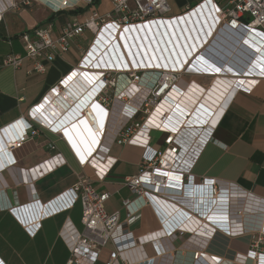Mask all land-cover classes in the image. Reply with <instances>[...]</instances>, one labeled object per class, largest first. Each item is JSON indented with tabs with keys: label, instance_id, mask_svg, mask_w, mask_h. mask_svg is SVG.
<instances>
[{
	"label": "built area",
	"instance_id": "obj_1",
	"mask_svg": "<svg viewBox=\"0 0 264 264\" xmlns=\"http://www.w3.org/2000/svg\"><path fill=\"white\" fill-rule=\"evenodd\" d=\"M110 1L111 11L93 10L85 18L69 19L56 37L49 23L20 34L26 56L34 59V69L39 72L47 69L44 60L51 62L68 52L86 31L92 41L80 65L30 108L27 117L21 118L24 125L18 133L3 134L6 139L2 140L4 146L12 147L6 161L12 164L19 160L15 151L33 142L41 132L53 133L66 142L79 165H90L100 180L118 160L109 154L112 143L140 147L139 171L124 178L132 192V197L122 200L125 216L120 210L109 212L106 203L111 192L97 190L90 181L80 180L48 201L40 199L34 182L67 163L56 140L48 136L35 147L52 153L31 167L14 171L15 180L26 185V202L18 200L16 190L8 195L11 186L0 171V211L7 210L29 235L35 236L44 219L80 202L84 229L69 234L68 264H141L153 260L171 264L179 250L175 243L180 235L208 239L217 228L230 236L250 234L245 257L249 262L245 264H264V211L254 213L255 203L248 216L242 217L232 183L197 179L192 172L213 138L210 118L233 90L251 92L264 78V0H198L176 14L169 0ZM81 2L61 0L54 9H73ZM200 5L207 8L196 9ZM15 6L14 0H0V20L8 8ZM166 22L173 24L174 32L169 31ZM157 25H163L155 35L162 39L165 57L157 47L149 50V56L138 52V56L128 59L120 53L119 38L123 42L126 34L136 31L139 36V28ZM152 39L151 34L149 42ZM124 40L131 47L139 43L135 37ZM246 46L257 56L262 53V59ZM106 47L112 50L108 53ZM23 59L21 54L10 53L4 64L17 68ZM186 75L202 80L191 79L182 87ZM73 83L80 88L75 97L68 91ZM210 93L218 96L208 97ZM59 98L69 100L61 109L53 110ZM125 109H129V116L115 128L112 122L120 119ZM69 110H74V115L60 124ZM155 131L163 135L158 146L153 144ZM108 136L111 141H107ZM183 198L186 203L180 200ZM261 200L264 203V198ZM147 211L154 224L149 225ZM144 222L153 227L137 233L132 247L120 248L118 241L129 237ZM0 264H4L1 259ZM191 264L234 263L200 247L192 251Z\"/></svg>",
	"mask_w": 264,
	"mask_h": 264
},
{
	"label": "crops",
	"instance_id": "obj_2",
	"mask_svg": "<svg viewBox=\"0 0 264 264\" xmlns=\"http://www.w3.org/2000/svg\"><path fill=\"white\" fill-rule=\"evenodd\" d=\"M54 1L14 0L16 6L8 8L0 20V171H3V177L11 186L7 193L12 196V191L16 190L21 203L28 200L26 185L15 180L14 171L31 167L52 153L47 148L35 147L36 142L48 136L56 140L67 163L34 182V190L40 199L48 201L78 181L85 180L90 181L99 191L111 192L106 209L109 212L120 210L121 215L125 216L122 200L132 197V192L125 186L124 178L139 171L143 152L140 147L112 143L109 154L118 160L104 180L97 177L90 165L81 167L66 142L48 131L41 132L33 142L15 151L19 157L16 163L6 162L11 157L12 147L4 146L3 140L10 135V129L16 133L21 129H13V123L27 117L30 108L39 103L51 87L80 65L84 51L92 41L91 34L86 31L73 42L68 52L57 55L51 62L44 60L47 69L39 72L34 69V59L26 56L20 34L49 23L52 24L53 36L56 37L67 20L74 17L85 18L93 10L106 13L112 9L110 0H99L97 4L82 0L80 6L87 8L74 14L71 13L73 9H54L60 3L59 0ZM195 1L197 3L198 0ZM10 53L24 56L17 68L4 64L5 57ZM191 79L202 80L197 76L186 75L181 80V86L186 87ZM79 89L77 83L71 84L68 89L70 96L75 97ZM59 100L54 101L53 110L61 109L69 98ZM128 110L125 109L120 119L112 122L115 128L129 116ZM74 113V110L67 111L60 124L69 121ZM214 115L209 120L214 127L213 138L201 152L193 167V174L197 179L215 178L232 183L238 192L235 201L239 203L236 206L242 208V217L248 216L249 208L255 203L257 206L254 213L264 211L261 200L264 198V78L251 92L233 90ZM191 121L192 124L196 123L195 120ZM162 136L155 131L153 144L160 145L159 139ZM106 139L111 141L109 136ZM255 199L257 200L254 202ZM180 200L187 202L184 198ZM146 216L149 225L154 224L149 211ZM81 217L82 205L77 202L73 208L44 219L37 234L31 236L11 213L7 210L0 211V259L4 264H68L71 255L68 237L70 233L81 231ZM151 227L153 226L144 222L126 241L118 242V246L122 249L132 247L136 234ZM249 243L250 234L230 236L220 228L208 239L184 233L175 243L179 250L174 254L171 264H191L192 251L200 247H205L209 254L229 259L234 264H245L249 262L245 259ZM141 264H158V261Z\"/></svg>",
	"mask_w": 264,
	"mask_h": 264
},
{
	"label": "bare ground",
	"instance_id": "obj_3",
	"mask_svg": "<svg viewBox=\"0 0 264 264\" xmlns=\"http://www.w3.org/2000/svg\"><path fill=\"white\" fill-rule=\"evenodd\" d=\"M59 1H61V0H59ZM70 1L72 2L73 0H70ZM59 6H60V3L58 5H56V7H59ZM205 8H207L205 5H200V7L199 8H196V9H205ZM193 9H195V7ZM183 22H186L185 19H184ZM180 23L181 24H179V25H182V21H180ZM185 24L186 23H184V26H185ZM162 26L163 25H157V27H153V26H143V28H139L137 30L140 33L139 34L140 37L138 36V34H135V33H137L136 31L131 32V34H126V36H125L126 39L127 38L129 39L130 37H133V38L135 37L139 41V43L136 46H133V47H131L129 45V43H127V41L124 40L125 38H123V42L121 41V38H119V41H120V44H121L122 50H123V52H120V53L122 55H125L128 59L131 56H134V57L135 56H138L139 53H140V55H144L143 54L144 52H146L147 56H149V54H150L149 53V50H151V48L154 49L155 47H157L159 49V51L162 53L161 55H163V57H165V53L162 50L163 49L162 39L161 38H158L157 35H155L157 29L159 30V28H161ZM165 26L169 29V31L174 32V29L175 28H174L173 24L172 25H169L168 22H166L165 23ZM159 32H160V30H159ZM151 34L153 35V39H152V42H149L148 38H149V35H151ZM187 35H189V34L187 33ZM185 38H187V37H185ZM148 42H149V44H148ZM187 43L191 47V42L189 41V39H188ZM255 47L258 50L259 49L261 50V48L258 47L257 45ZM112 49H114V45H112ZM112 49L109 48V47H106V51L108 53ZM246 49L247 50H250V52L252 54H255V56H257V54L254 51H252L253 49L250 48L249 46H246ZM257 57H260L259 59L261 60L262 57H263V54L260 53ZM210 95H213V97H217L218 96V94H216V93H210ZM187 119H188V117H187ZM190 121H187V122H190ZM23 125H24V120L21 119V120L17 121L16 123H14L12 125L13 127L12 126L11 127L16 130V129H20ZM7 130H9V128ZM11 132H12V130L10 129V134H11Z\"/></svg>",
	"mask_w": 264,
	"mask_h": 264
},
{
	"label": "rangeland",
	"instance_id": "obj_4",
	"mask_svg": "<svg viewBox=\"0 0 264 264\" xmlns=\"http://www.w3.org/2000/svg\"><path fill=\"white\" fill-rule=\"evenodd\" d=\"M172 9H173V13L180 11V9H183V6H185L186 4H190V5H194L196 3L195 0H169ZM92 9V8H90ZM120 49L122 50V46L120 45ZM123 52V50H122ZM84 229L83 226L80 227V230L82 231ZM128 238H123L121 240H119L118 242H123L126 241ZM110 246V245H109Z\"/></svg>",
	"mask_w": 264,
	"mask_h": 264
},
{
	"label": "trees",
	"instance_id": "obj_5",
	"mask_svg": "<svg viewBox=\"0 0 264 264\" xmlns=\"http://www.w3.org/2000/svg\"><path fill=\"white\" fill-rule=\"evenodd\" d=\"M99 2V0H92V4H97ZM87 7L85 6H78L76 8H73V10L71 11V13H74V14H78L80 12H82L84 9H86Z\"/></svg>",
	"mask_w": 264,
	"mask_h": 264
},
{
	"label": "snow or ice",
	"instance_id": "obj_6",
	"mask_svg": "<svg viewBox=\"0 0 264 264\" xmlns=\"http://www.w3.org/2000/svg\"><path fill=\"white\" fill-rule=\"evenodd\" d=\"M217 71H218V69H217Z\"/></svg>",
	"mask_w": 264,
	"mask_h": 264
}]
</instances>
